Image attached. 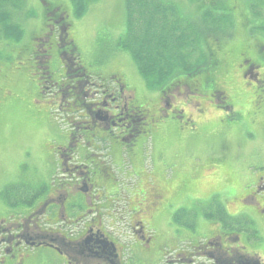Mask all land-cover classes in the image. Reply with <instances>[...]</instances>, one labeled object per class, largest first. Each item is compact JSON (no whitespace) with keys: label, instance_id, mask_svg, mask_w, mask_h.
Segmentation results:
<instances>
[{"label":"rangeland","instance_id":"374dc122","mask_svg":"<svg viewBox=\"0 0 264 264\" xmlns=\"http://www.w3.org/2000/svg\"><path fill=\"white\" fill-rule=\"evenodd\" d=\"M26 1L18 8L19 14L14 16L15 25L20 31L19 36L6 38L3 28L0 27V217L15 215V206H10L6 198L10 189L35 193L40 189L38 187L48 184L51 174L49 162L53 152L63 148L66 136L76 132V137L85 127L82 113L77 112V108L59 105L62 102L60 96H49L59 94L58 90L62 87L58 88L56 85L51 93L40 94L35 86H39L35 80L39 75L29 61L32 48L30 34L33 30L27 21L41 7L42 0ZM56 1L65 12L71 14L72 38L78 47L80 66L90 74L91 81L98 86L105 80L108 83L107 75L119 76L117 80H120L125 91L131 95L130 105L144 109L152 117L157 116L150 123L146 121L145 127H142L143 132L121 154V145L117 142H98L96 147L90 148L89 152L95 155L97 154L92 150H99L101 162L107 165L109 174L117 181L116 193L104 196L103 199L106 201L109 198L119 203L123 196L126 203L123 201L122 204L126 207L128 201L130 211L135 207L142 210L143 213L138 214L135 220L144 223L148 234L159 237L154 242L158 249H162L167 238H186L175 222L176 214L182 215L184 220L193 216L198 222L205 220V215L215 218L220 209L225 213L228 210L231 213L237 211V203L251 191L246 182L247 173L260 174L264 170L256 161L255 151L248 153L243 148L254 147L256 142V137L252 136V111L247 106L238 111L241 115L231 118L228 112L223 113L219 108L207 105V102L211 91L224 87V81L220 80L233 67L241 46H237V42L229 44L230 47L226 46L221 65L212 69L216 71L213 77L216 82L209 85L201 83L198 93L189 91V86H170L167 95L177 97L176 101L172 98L170 101L175 102L173 109L179 114L175 115L176 118L172 115L158 118L161 109H164V105L159 104L158 97L162 89H149L138 74L132 59L116 47L118 39L124 33L123 0H97L79 19L72 17L69 0ZM166 1L176 6L181 17L186 18L193 29L202 26L200 14L208 13V18H220L223 26L227 25V21L222 18L231 16L233 23L239 28L250 25L252 34H264V0ZM9 12L14 14L15 10L9 8ZM223 40L231 39L217 33L200 40L199 52L207 55L205 57L210 66L194 75L196 79H200V75L213 66L215 57L209 52L213 48L211 43L217 44ZM27 46L29 49L25 53ZM32 54L34 55L30 60L34 63L38 53ZM54 74L52 79L56 83L60 80L63 82L66 76L71 75L69 72ZM66 79L79 80L78 77ZM83 88L85 91L92 89L89 93L98 89L90 85ZM128 94H125L127 99ZM124 139L128 140V136ZM81 140L82 138L78 139ZM81 145L83 147L86 144ZM86 148L82 149L83 154H86ZM97 160L99 159H94V162ZM76 161L87 163L89 159L83 161L79 158ZM246 168L248 172L245 171ZM133 191L131 197L130 193ZM112 208L108 206V210L103 212L106 215L103 218L104 227L114 237L117 234L124 236L121 241L127 242L125 237L128 234L125 231L133 223L129 222V218L121 221L117 217L116 223L108 221L114 215ZM139 210H133L131 214H137ZM21 212L26 215L23 210ZM41 229H45L44 226ZM207 229L193 225L189 238L195 239ZM172 245H168L169 248L166 249L169 254L161 259V262L166 261L164 264H173ZM50 251L43 246L30 249L25 264H50ZM147 264L155 262L149 260Z\"/></svg>","mask_w":264,"mask_h":264},{"label":"flooded vegetation","instance_id":"af4514ba","mask_svg":"<svg viewBox=\"0 0 264 264\" xmlns=\"http://www.w3.org/2000/svg\"><path fill=\"white\" fill-rule=\"evenodd\" d=\"M41 3L32 19L27 21L33 30L30 34L32 48L29 61L39 75L35 78L39 86H35L40 94L51 93L56 85L62 87L58 90L59 94L49 96H60L62 102L59 105L77 108V112L82 113L85 127L76 137V132L66 136L63 148L53 152L49 162L51 174L46 186L38 187L40 189L35 193L25 190L16 192L15 202L27 196L25 201L29 205H16L15 215L0 217V264H25L29 250L37 246L51 250L50 264H147L149 260L164 264L166 261L161 262V259L169 254L166 249L171 244L173 264H264V170L260 174L247 173L246 182L251 191L237 203V211L229 212L227 205L228 212L220 209L215 218L205 215L206 219L198 222L193 216L184 220L182 215L176 214L175 222L186 238L172 235V240L167 238L162 249L154 246L159 237L148 234L144 223L135 220L138 214L143 213L142 210L135 207L130 211L128 201L126 207L122 204L123 196L119 203L103 199L116 193L117 181L109 174L107 165L101 162L99 150H92L95 155L89 152L90 148L96 147L98 142H117L121 145V154L135 141L132 132L139 129L136 112H143L144 127L146 121L150 123L157 116L152 117L144 109L130 105L131 95L117 80L119 76L107 75L108 83L105 80L98 86L92 82L90 74L80 66L78 47L72 38L71 14L65 12L56 0H42ZM249 26L239 28L234 24L227 35L231 40L211 43L210 55L215 57L214 62L211 61L213 66L204 71L200 79L194 75L203 69L192 75H178L162 87L158 97L164 109H161L158 118L179 114L173 109L175 102L170 101V98L176 101L177 97L167 95L170 86H189V91L197 92L201 83L209 85L216 82L213 78L216 71L212 69L221 65L226 46L237 42V46H241L237 52L240 54L220 80L224 81V87L215 88L208 95L207 105H213L223 113L228 112L231 118L241 115L238 111L247 106L251 109L252 136L256 137V142L254 147L243 148L248 153L255 151L256 161L264 169V34H252ZM28 49L29 46L25 47L24 52ZM36 52L38 55L33 63L30 58ZM207 66H210L208 61ZM56 72H69L71 75L56 83L52 79ZM71 77H78L79 80L66 79ZM89 85L98 89L89 93L92 89L85 91L83 88ZM125 94L129 95V101ZM125 136L128 140L124 139ZM79 138L82 140L78 141ZM81 143L86 145L82 147ZM85 147L89 150L86 148V154H83L81 151ZM79 158L89 161H76ZM109 158L112 161L111 155ZM94 159L99 160L94 162ZM245 171L248 172V168ZM134 191L130 193L131 197ZM23 194L27 195L18 199ZM108 206L113 207L114 214L108 221L116 223L117 217L121 221L129 218V222L133 223L125 231L127 242L121 241L124 236L117 234L114 237L105 229L103 218L106 215L103 212L108 210ZM133 210L139 212L131 214ZM193 225L208 229L197 238L190 239ZM41 226L45 229L42 230Z\"/></svg>","mask_w":264,"mask_h":264},{"label":"trees","instance_id":"16d2710c","mask_svg":"<svg viewBox=\"0 0 264 264\" xmlns=\"http://www.w3.org/2000/svg\"><path fill=\"white\" fill-rule=\"evenodd\" d=\"M69 1L73 17L79 19L97 0ZM24 2L25 0H0V27L6 38L19 36L14 16L19 14L18 8ZM9 8L14 9L15 13H10ZM123 8L124 33L118 39L116 47L132 59L149 89H161L178 75H192L204 69L207 55L199 52L200 40L217 33L228 35L230 27L234 25L231 16L221 17L223 21H227V25L223 26L220 18L211 16L209 19L206 15L208 13H203L200 14L202 26L193 29L189 21L181 17L176 6L166 0H123ZM136 113L135 120L139 122L137 127L140 128L132 132L134 137L142 133L144 127L143 112ZM13 190L10 189L6 198L7 203L14 207L16 191ZM23 203L25 207L29 205L27 201Z\"/></svg>","mask_w":264,"mask_h":264}]
</instances>
